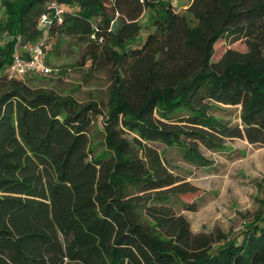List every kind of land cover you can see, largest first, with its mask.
<instances>
[{"label": "trees", "instance_id": "obj_1", "mask_svg": "<svg viewBox=\"0 0 264 264\" xmlns=\"http://www.w3.org/2000/svg\"><path fill=\"white\" fill-rule=\"evenodd\" d=\"M54 1L63 22L43 41ZM0 34V72L16 37L43 42L45 61L71 39L111 81L102 110L0 74V264H264V207L237 235L193 234L171 201L197 189L165 174L167 150L205 168L200 146H264V0H189L181 13L170 0H5ZM241 39L245 52L212 61L218 40ZM216 105L238 107L239 124Z\"/></svg>", "mask_w": 264, "mask_h": 264}, {"label": "rangeland", "instance_id": "obj_2", "mask_svg": "<svg viewBox=\"0 0 264 264\" xmlns=\"http://www.w3.org/2000/svg\"><path fill=\"white\" fill-rule=\"evenodd\" d=\"M11 1V0H10ZM174 11L181 13L189 0H171ZM145 23V17L141 19ZM142 30V34H146ZM0 39L3 36L0 34ZM50 42V46L53 44ZM50 49V48H49ZM80 46L71 39L58 48L57 55L46 59L50 73L28 75L22 81L33 89L50 91L61 97L67 96L80 104L97 103L104 110L110 90L108 68L87 72L88 64L81 66L83 59ZM227 50L245 52L244 40L230 43L218 40L214 44L213 62H218ZM231 126L239 124V108L216 105L213 111ZM92 144L101 148L102 117L94 121L91 129ZM163 150V146H156ZM202 155L209 160L205 168L184 162L177 150H167L165 154V174L175 179L176 184L189 183L196 187L194 194L172 199L174 212L185 217L193 234L219 233L237 235L251 218L264 207V146L249 144L245 140H225L219 149L200 146Z\"/></svg>", "mask_w": 264, "mask_h": 264}, {"label": "built area", "instance_id": "obj_3", "mask_svg": "<svg viewBox=\"0 0 264 264\" xmlns=\"http://www.w3.org/2000/svg\"><path fill=\"white\" fill-rule=\"evenodd\" d=\"M3 1L5 0H0V10ZM171 4L173 5L172 2ZM47 8L48 12L42 14L37 23L38 28L43 30V41L51 26L63 22L65 11V8L55 1L49 3ZM15 41L11 63L2 69L0 72L2 76L12 80L22 79L28 75L38 76L50 73V68L45 61L47 47L43 42H25L21 37H16ZM3 45L4 39H0V48Z\"/></svg>", "mask_w": 264, "mask_h": 264}, {"label": "crops", "instance_id": "obj_4", "mask_svg": "<svg viewBox=\"0 0 264 264\" xmlns=\"http://www.w3.org/2000/svg\"><path fill=\"white\" fill-rule=\"evenodd\" d=\"M187 7V6H186Z\"/></svg>", "mask_w": 264, "mask_h": 264}]
</instances>
